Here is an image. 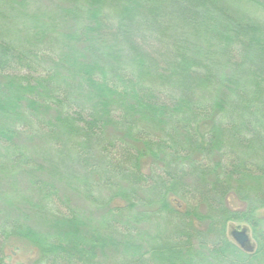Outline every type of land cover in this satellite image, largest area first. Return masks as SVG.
Returning a JSON list of instances; mask_svg holds the SVG:
<instances>
[{
    "label": "trees",
    "instance_id": "trees-1",
    "mask_svg": "<svg viewBox=\"0 0 264 264\" xmlns=\"http://www.w3.org/2000/svg\"><path fill=\"white\" fill-rule=\"evenodd\" d=\"M0 181V264H264V27L221 0H0Z\"/></svg>",
    "mask_w": 264,
    "mask_h": 264
},
{
    "label": "rangeland",
    "instance_id": "rangeland-1",
    "mask_svg": "<svg viewBox=\"0 0 264 264\" xmlns=\"http://www.w3.org/2000/svg\"><path fill=\"white\" fill-rule=\"evenodd\" d=\"M224 4V6L228 7L230 9V11H232L234 14H236L237 16H239L240 18H243L244 20L250 21V22H254L256 24L261 25L262 27H264V8L259 6L258 4L252 2L251 0H221ZM32 143V142H29ZM33 144V143H32ZM33 149L32 154L35 151H39L42 149L41 144H39L38 142L34 141L33 146L31 147ZM43 166V174H48L49 171H47L48 169V165L45 162H41ZM51 176V175H49ZM21 184V185H20ZM18 183V189H20L21 193H24L25 190L23 188L22 183ZM0 186L3 189H8L11 184H8L7 182H4L1 185V181H0ZM82 201V200H81ZM84 202L82 201L81 205L83 206ZM231 205L234 208H238L241 207V204L238 203L235 200H231ZM259 212H261L262 214H264V210H260ZM258 212V214H259ZM264 216V215H263ZM42 222L40 221V217L38 215H34L33 216V225L36 228H41ZM243 228H247L248 233L250 235V242L251 245L253 247V249H257V245H258V234L256 233V231H254V229L252 228L251 225H249L247 222L245 221H233L230 222L227 228V234L228 237L230 239H233L232 235H231V231L238 229L241 230ZM6 254L8 256V262H12V263H17V262H27L30 261L31 259L35 258V256L37 255V251L36 248L30 244L27 241H21V240H17V241H13L11 242L8 247L6 248Z\"/></svg>",
    "mask_w": 264,
    "mask_h": 264
},
{
    "label": "water",
    "instance_id": "water-1",
    "mask_svg": "<svg viewBox=\"0 0 264 264\" xmlns=\"http://www.w3.org/2000/svg\"><path fill=\"white\" fill-rule=\"evenodd\" d=\"M231 235L234 241L243 249L252 250L253 247L250 242V235L247 228L241 230L235 229L231 231Z\"/></svg>",
    "mask_w": 264,
    "mask_h": 264
}]
</instances>
